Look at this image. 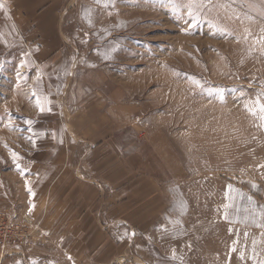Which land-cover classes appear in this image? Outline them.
I'll list each match as a JSON object with an SVG mask.
<instances>
[{
  "label": "rangeland",
  "instance_id": "374dc122",
  "mask_svg": "<svg viewBox=\"0 0 264 264\" xmlns=\"http://www.w3.org/2000/svg\"><path fill=\"white\" fill-rule=\"evenodd\" d=\"M62 9L56 33H24L0 0V221L21 226L0 264L27 263L39 226L17 206L39 199L19 178L52 156L74 190L135 198L140 264H264V0Z\"/></svg>",
  "mask_w": 264,
  "mask_h": 264
},
{
  "label": "crops",
  "instance_id": "0c3cea01",
  "mask_svg": "<svg viewBox=\"0 0 264 264\" xmlns=\"http://www.w3.org/2000/svg\"><path fill=\"white\" fill-rule=\"evenodd\" d=\"M1 1L17 15L22 31L32 34L56 33L60 27L59 15L66 3V0ZM43 161V173L26 181L28 185H24V176L19 178L25 202L39 199L38 204L17 206L39 226L38 231L26 239L29 242L25 245L26 264H140L139 258L144 259L141 234L150 227L142 220L145 215L142 208L131 209L135 198L94 200L93 184L89 185L87 178L79 191L74 190L72 178H58L63 173L71 175L75 170L61 167L59 158L53 156ZM89 164L83 168L86 174L92 172ZM38 176L46 179L43 187L33 192L30 185L35 184V178L40 185ZM48 184L53 186L47 190ZM138 217H142L141 220H136Z\"/></svg>",
  "mask_w": 264,
  "mask_h": 264
},
{
  "label": "built area",
  "instance_id": "2783aa9c",
  "mask_svg": "<svg viewBox=\"0 0 264 264\" xmlns=\"http://www.w3.org/2000/svg\"><path fill=\"white\" fill-rule=\"evenodd\" d=\"M2 218V217H1ZM7 222L9 224V228L7 229L6 227V223ZM2 218V220L0 221V244L2 245H7V243H18L20 238L16 237L17 234V229L20 228L21 226L16 225L13 222L10 221H5Z\"/></svg>",
  "mask_w": 264,
  "mask_h": 264
}]
</instances>
